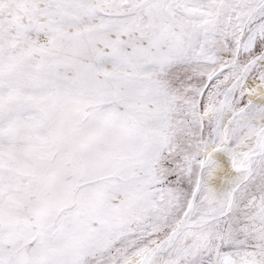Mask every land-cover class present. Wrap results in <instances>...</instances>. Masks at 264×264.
<instances>
[{
	"label": "snow or ice",
	"instance_id": "6c2138e0",
	"mask_svg": "<svg viewBox=\"0 0 264 264\" xmlns=\"http://www.w3.org/2000/svg\"><path fill=\"white\" fill-rule=\"evenodd\" d=\"M0 264H264V0H0Z\"/></svg>",
	"mask_w": 264,
	"mask_h": 264
}]
</instances>
